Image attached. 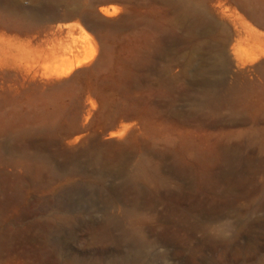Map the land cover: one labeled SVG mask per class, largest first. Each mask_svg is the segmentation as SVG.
Here are the masks:
<instances>
[{
	"label": "rangeland",
	"instance_id": "obj_1",
	"mask_svg": "<svg viewBox=\"0 0 264 264\" xmlns=\"http://www.w3.org/2000/svg\"><path fill=\"white\" fill-rule=\"evenodd\" d=\"M0 264H264V0H0Z\"/></svg>",
	"mask_w": 264,
	"mask_h": 264
},
{
	"label": "bare ground",
	"instance_id": "obj_2",
	"mask_svg": "<svg viewBox=\"0 0 264 264\" xmlns=\"http://www.w3.org/2000/svg\"><path fill=\"white\" fill-rule=\"evenodd\" d=\"M48 226H50V227L53 226L54 229H56L59 233H63L64 231L65 232L68 231L67 240H69L70 242H72L73 240H76V241L81 240L80 234H79V229L67 221L50 222L48 224ZM88 230H89V233H90L92 238H96L97 236H99V235H97L98 234L97 228L90 227V228H88ZM80 231H82V230L80 229ZM100 235H101V233H100Z\"/></svg>",
	"mask_w": 264,
	"mask_h": 264
}]
</instances>
